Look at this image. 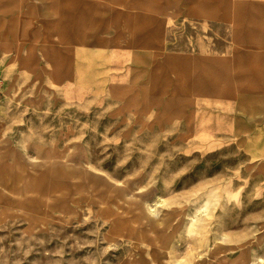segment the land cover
I'll return each instance as SVG.
<instances>
[{
	"label": "rangeland",
	"instance_id": "374dc122",
	"mask_svg": "<svg viewBox=\"0 0 264 264\" xmlns=\"http://www.w3.org/2000/svg\"><path fill=\"white\" fill-rule=\"evenodd\" d=\"M123 8L160 11L169 40L264 39V0H0L22 58H0V264H264V126L117 115L60 76Z\"/></svg>",
	"mask_w": 264,
	"mask_h": 264
},
{
	"label": "crops",
	"instance_id": "0c3cea01",
	"mask_svg": "<svg viewBox=\"0 0 264 264\" xmlns=\"http://www.w3.org/2000/svg\"><path fill=\"white\" fill-rule=\"evenodd\" d=\"M165 20L160 11L119 9L105 37L91 42L90 69L60 66V76L74 81L75 96L87 88L94 104L112 105L117 115L157 113L212 136L264 126V39L240 35L248 28L232 22L229 39L169 40ZM0 58L22 59L13 37L0 35Z\"/></svg>",
	"mask_w": 264,
	"mask_h": 264
}]
</instances>
